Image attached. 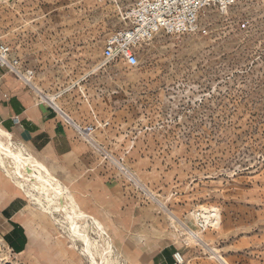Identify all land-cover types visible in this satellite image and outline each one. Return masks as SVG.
I'll return each mask as SVG.
<instances>
[{"label":"rangeland","instance_id":"1","mask_svg":"<svg viewBox=\"0 0 264 264\" xmlns=\"http://www.w3.org/2000/svg\"><path fill=\"white\" fill-rule=\"evenodd\" d=\"M135 1L0 0V37L15 66L34 73V93L55 92L81 127L93 125L86 123L92 107L116 118L114 131L80 134L88 146L82 161L84 169L99 163V192L117 196V214L130 218L118 224L131 228L128 245L165 238L181 264H222L218 255L229 264H264V0H242L224 12L208 7L199 19L206 33L160 32L136 47L137 65L104 64V42L127 27L121 14ZM98 64L107 68L102 101L90 108L81 76ZM0 172L17 191L5 198L18 197L23 216L41 224L32 225L33 250L15 254L0 217V264H92L61 216L44 212ZM204 208L218 210L219 226L197 223ZM178 223L201 234L191 242ZM110 237L119 264H130L121 240ZM138 248L150 258L152 247Z\"/></svg>","mask_w":264,"mask_h":264},{"label":"crops","instance_id":"2","mask_svg":"<svg viewBox=\"0 0 264 264\" xmlns=\"http://www.w3.org/2000/svg\"><path fill=\"white\" fill-rule=\"evenodd\" d=\"M105 66L98 64L81 76L80 84L86 87L83 102L87 103L90 108L93 104L97 106L101 104V79L107 71ZM19 69L23 73L22 68ZM49 87L52 88V85L50 84ZM36 89L39 90L38 87ZM50 96L58 101L56 93L50 92V89L42 91L41 94H35L30 84L16 71L0 65V125L13 133L15 141L44 162L57 177L59 173L64 174L66 177L64 183L74 187L77 197L84 202L88 211L98 218L101 215L107 220L108 233L116 237L115 243L117 238L121 240L122 250L127 253L130 264H173L175 261L173 248L171 244L164 241L165 238L162 240L160 238L155 246L147 239L136 240L134 247L128 245L125 236L130 233L131 228H122L120 225L127 224L130 218L121 216V213L117 214V196H112L109 192H99L103 184L94 176L98 174L97 170L101 169L99 163L86 169L83 167V161L88 158V146L80 139V132L76 127V123L80 124L79 120L69 113L59 101L61 108L58 104L52 103ZM90 113L91 115L86 118V123L97 126L96 129L104 128L108 131L116 129V118L101 117L93 107ZM108 202L113 204V208L109 210L102 206L103 203L108 204ZM24 208L25 205L18 197L11 199L0 197V217L3 219L1 226L5 228L3 238L5 240V237H8L17 249L23 247L21 252L16 253L5 240L15 254L25 252L29 245L28 217L23 216ZM30 215L36 216L33 212ZM118 216L120 219H117ZM31 225L41 224L33 217V223L29 226ZM142 243H145L147 247H152V253L147 260L142 258L143 253L138 250V246Z\"/></svg>","mask_w":264,"mask_h":264},{"label":"bare ground","instance_id":"3","mask_svg":"<svg viewBox=\"0 0 264 264\" xmlns=\"http://www.w3.org/2000/svg\"><path fill=\"white\" fill-rule=\"evenodd\" d=\"M25 74L29 80L34 76V73L31 76L28 73ZM49 98L52 103L57 105L54 97L50 96ZM78 125L76 123V127ZM84 135L91 137V134L85 133ZM17 145L13 133L0 125V168L4 170L6 176L17 188L25 192L31 198V201L35 200L44 212L52 215L57 213L61 216L60 219L57 218L58 221L65 226L69 236L74 241L81 242L84 248L83 253L90 258L92 264H119V260L114 256L115 248L105 224L80 204L71 192L70 187L61 181L44 162L27 151L25 147ZM7 185L8 183H5L0 172L1 198L17 194V191L12 190L13 188L7 189ZM220 217L218 210L204 208L203 212L199 214L198 220L196 217L195 219L197 223L208 224L210 222L219 226ZM27 220L31 224L29 217ZM29 224L27 228L29 237L27 250L32 249L35 245L32 234L33 226H29ZM178 226L188 234L187 240H195L194 236L197 237L198 234H201L200 231L195 233L189 228H185L181 223H178ZM91 231L96 233L98 237L92 236ZM182 258L184 260V257ZM218 258L222 264H229L223 256L218 255Z\"/></svg>","mask_w":264,"mask_h":264},{"label":"built area","instance_id":"4","mask_svg":"<svg viewBox=\"0 0 264 264\" xmlns=\"http://www.w3.org/2000/svg\"><path fill=\"white\" fill-rule=\"evenodd\" d=\"M242 0H136L130 8L122 12L121 19L127 27L111 33L103 46V63L122 62L131 66L139 62L136 49L149 42L160 32L172 35L186 33H206L199 26L203 11L215 6L221 11H227L230 6ZM10 47L0 37V65L17 72L27 83L31 81L32 71L21 72L10 59ZM80 134H92L96 126H77ZM112 157V156H110ZM109 158L105 155V159ZM177 264L184 262L179 252L174 254Z\"/></svg>","mask_w":264,"mask_h":264},{"label":"trees","instance_id":"5","mask_svg":"<svg viewBox=\"0 0 264 264\" xmlns=\"http://www.w3.org/2000/svg\"><path fill=\"white\" fill-rule=\"evenodd\" d=\"M5 240L8 242V244L11 246V248H13L15 250L16 253H19L23 250V247L20 248V249H17L9 240H8V237L6 238L5 237Z\"/></svg>","mask_w":264,"mask_h":264}]
</instances>
